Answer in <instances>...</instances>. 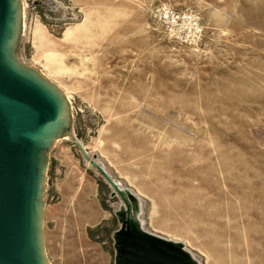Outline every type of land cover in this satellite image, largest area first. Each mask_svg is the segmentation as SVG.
<instances>
[{"label": "rangeland", "instance_id": "374dc122", "mask_svg": "<svg viewBox=\"0 0 264 264\" xmlns=\"http://www.w3.org/2000/svg\"><path fill=\"white\" fill-rule=\"evenodd\" d=\"M160 2L199 18V45L168 36ZM23 5L20 55L71 105L46 168L49 264H115L125 202L92 161L199 264H264V0Z\"/></svg>", "mask_w": 264, "mask_h": 264}, {"label": "water", "instance_id": "95a60500", "mask_svg": "<svg viewBox=\"0 0 264 264\" xmlns=\"http://www.w3.org/2000/svg\"><path fill=\"white\" fill-rule=\"evenodd\" d=\"M17 28L16 0H0V264H46L45 151L65 125L67 109L54 87L15 62ZM92 162L125 202L116 212L121 226L114 233L115 264H197L182 243L143 230L125 193Z\"/></svg>", "mask_w": 264, "mask_h": 264}, {"label": "bare ground", "instance_id": "6f19581e", "mask_svg": "<svg viewBox=\"0 0 264 264\" xmlns=\"http://www.w3.org/2000/svg\"><path fill=\"white\" fill-rule=\"evenodd\" d=\"M16 2H17V7H18V28H17L15 40H14L13 44L11 45V51H12L13 58H14L15 62L17 63V65L19 67H21L23 70H25L29 74L37 77L38 79L42 80L47 85L54 87L57 90V92L60 94L62 100L64 101L65 107L67 109V119H66L65 125L62 127V129L59 131V133L56 135V137L54 138V141L52 142L50 147L45 151L46 160H48L49 150L53 146H55L57 141L59 139H63V138H71L73 135L72 124H71V105L69 103V99L67 98L66 94L61 89H59L52 82H50L37 68H35L34 66H30V65L26 64L24 62V60L22 59V56L20 55V52H19V40H20V37H21L23 30H24V5H23V0H16ZM115 182L119 185V187L122 189V191L125 193L127 199L129 200V202L132 206L133 218L136 220L138 225L144 230L142 219H141L142 202H141L140 197H138L132 190H128V189L124 188L119 181L115 180ZM45 184H46V173L44 174L43 191L45 188ZM43 208H45V205L43 206ZM169 241L176 243V244L181 243V242H176V241H172V240H169ZM184 250H186L185 247H184ZM186 251H188V250H186ZM190 255L197 262V264H199L198 260L192 255V253H190ZM46 264H49L48 260L46 261Z\"/></svg>", "mask_w": 264, "mask_h": 264}, {"label": "built area", "instance_id": "2783aa9c", "mask_svg": "<svg viewBox=\"0 0 264 264\" xmlns=\"http://www.w3.org/2000/svg\"><path fill=\"white\" fill-rule=\"evenodd\" d=\"M152 13L163 25L168 36L184 45L197 46L204 38L205 29L192 12L160 2L153 6Z\"/></svg>", "mask_w": 264, "mask_h": 264}]
</instances>
